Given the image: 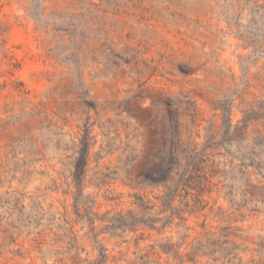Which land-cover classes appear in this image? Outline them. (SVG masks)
<instances>
[{"label":"rangeland","instance_id":"obj_1","mask_svg":"<svg viewBox=\"0 0 264 264\" xmlns=\"http://www.w3.org/2000/svg\"><path fill=\"white\" fill-rule=\"evenodd\" d=\"M0 264H264V0H0Z\"/></svg>","mask_w":264,"mask_h":264}]
</instances>
